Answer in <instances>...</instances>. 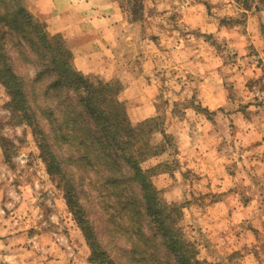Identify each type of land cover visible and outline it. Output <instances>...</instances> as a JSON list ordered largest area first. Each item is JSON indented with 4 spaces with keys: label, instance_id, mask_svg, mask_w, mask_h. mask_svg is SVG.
Wrapping results in <instances>:
<instances>
[{
    "label": "rangeland",
    "instance_id": "374dc122",
    "mask_svg": "<svg viewBox=\"0 0 264 264\" xmlns=\"http://www.w3.org/2000/svg\"><path fill=\"white\" fill-rule=\"evenodd\" d=\"M250 2L27 0L48 33L72 51L76 70L95 83H115L134 125L159 117L149 141L164 147L143 165H159L151 177L162 204L174 206L176 227L207 264H264V0ZM18 41L4 37L44 136L9 105L0 82V264H97L62 182L48 172L42 136L73 176L116 264H179L146 207L141 222L156 236L153 256L104 182L107 171L56 140L48 107L58 98L47 88L55 71L36 80L48 60Z\"/></svg>",
    "mask_w": 264,
    "mask_h": 264
},
{
    "label": "trees",
    "instance_id": "16d2710c",
    "mask_svg": "<svg viewBox=\"0 0 264 264\" xmlns=\"http://www.w3.org/2000/svg\"><path fill=\"white\" fill-rule=\"evenodd\" d=\"M250 1L243 0V5L252 7ZM6 34L17 36L23 44L30 43L32 52L37 53L40 59L48 60L45 70L38 71L36 80H40L48 69L55 71L56 79L47 88L50 96L58 98L54 109L48 107V119L53 125L56 140L77 146L82 157L94 160L101 171H107L104 182L111 189L116 203L125 211L128 221L135 228L134 233L144 240L147 255H154L158 243L155 235L144 232L140 206L146 207L164 239L162 244L174 254L179 264H207L195 257L194 245L187 242L176 227V220L170 211L175 209L174 206L162 204L151 177L159 165L151 169L143 165L149 157L162 152L159 147H164L150 145L149 141L150 134L160 125L159 117H151L134 125L124 104L116 96L118 88L115 83H95L76 70L71 63L72 51L59 36L48 33L43 22L35 18L27 0H0V82L11 97L9 105L24 113L29 124L35 127L36 135H43L41 124L29 103L25 82L11 63L4 43ZM70 90L77 95L78 101L72 99ZM83 113L93 119L94 125L84 121ZM162 133L168 136L165 131ZM43 136L40 149L48 172L64 186L69 210L90 246V260L97 264H116L98 240L78 196L73 176L63 168ZM121 160L128 165L130 175L124 173ZM136 186L139 190H136Z\"/></svg>",
    "mask_w": 264,
    "mask_h": 264
},
{
    "label": "crops",
    "instance_id": "0c3cea01",
    "mask_svg": "<svg viewBox=\"0 0 264 264\" xmlns=\"http://www.w3.org/2000/svg\"><path fill=\"white\" fill-rule=\"evenodd\" d=\"M55 1H58V0H55ZM55 3V2H54ZM87 4V3H86ZM53 11L55 12V13H57L58 11H60L59 9V7L56 5V3L55 4H53ZM61 12V11H60ZM87 33V32H86Z\"/></svg>",
    "mask_w": 264,
    "mask_h": 264
}]
</instances>
